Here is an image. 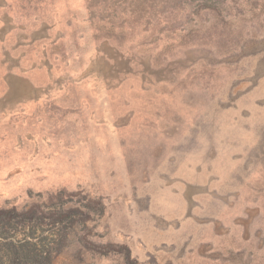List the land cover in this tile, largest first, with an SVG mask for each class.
I'll return each mask as SVG.
<instances>
[{
  "label": "rangeland",
  "instance_id": "rangeland-1",
  "mask_svg": "<svg viewBox=\"0 0 264 264\" xmlns=\"http://www.w3.org/2000/svg\"><path fill=\"white\" fill-rule=\"evenodd\" d=\"M0 264H264V0H0Z\"/></svg>",
  "mask_w": 264,
  "mask_h": 264
}]
</instances>
